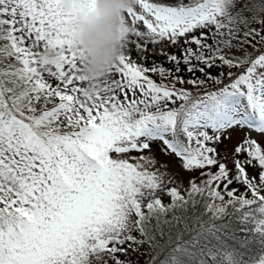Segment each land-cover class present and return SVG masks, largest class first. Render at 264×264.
<instances>
[{"label":"rangeland","instance_id":"1","mask_svg":"<svg viewBox=\"0 0 264 264\" xmlns=\"http://www.w3.org/2000/svg\"><path fill=\"white\" fill-rule=\"evenodd\" d=\"M7 2L14 4L17 9V12L14 10L15 20L11 19L10 24V27L15 29V40L19 37L26 41L27 44L24 45L30 46L28 42L31 36L35 37L32 49L27 53L28 60L26 59V66H31L37 71L32 76L33 81L43 83L41 88L44 90L48 89L46 83H49L60 89V92L64 89L62 82L67 72L74 68L77 73L81 71L96 75L87 81L89 87L98 83L111 84V87L118 88L119 92L115 90L114 96L119 98L116 104L121 109L114 110L112 114L104 113L100 102L93 97V100H87L91 96L87 90L80 92L79 97L67 92L69 98L71 96L67 102L52 103L62 107V116L71 111V108L74 109L73 118L68 120L70 135L74 139L83 141L85 145H94L97 152L106 150L110 153L102 168L87 166L77 151L66 139L57 136L55 130H51L54 133L49 135L42 151L33 150V153L38 152L39 159H34L37 165L32 167L33 158H26L23 154L19 156L20 148L25 146L14 145L13 134L3 133L4 131L0 133V153L13 159L18 167L25 164L30 174L24 186L20 188L22 201L28 207L17 205L18 208L15 209L14 204L9 203V197H4L7 206L2 204L0 214H5L6 209L14 208L12 215L23 209L30 210L35 215L31 225H24L23 233H13L11 229L0 231V264H108L105 254L101 256L103 240L113 235L120 236L119 239L123 240L129 235L134 221L133 209L127 203L124 193L149 196L155 180L160 183V179L161 183H174L183 191L190 182V175L196 176L201 169L203 174L208 172L206 165L201 167L181 162L168 155V148L172 146L165 144L167 127L149 134L155 138V145L154 139L144 135L138 117L146 111V105L144 100L133 101L132 98L143 93L148 84L124 89L120 77L123 72H127L130 62L128 58L124 61L118 58L120 51L130 50L137 56L143 54V59L150 62L166 65L163 69H153V72L144 67V74L138 75L135 81L144 82L146 78L159 81L165 89L177 88L178 97L182 91L184 93L187 90L185 85L180 84L187 82V79L169 77L179 75V72L183 71V63L170 58L171 52L167 55L169 63L164 62L166 57L163 58L161 51L179 52L183 49V59L194 67L196 64L192 57L201 56L205 60L208 57H230L231 53H239L240 50L234 46L237 44L244 56L226 62L219 60L223 68L217 74H210L205 80L207 86L216 89L221 85L218 80L234 77L236 71L242 70L248 62L256 63L259 57L255 58L254 55L261 56L264 53V22L261 31L257 28L242 29L229 21L230 16L238 11L242 13L260 10L262 17L264 0H210L211 5L207 2L203 9H192L191 15L185 18V26L183 22L177 24L168 18L163 20L156 16L145 7L146 0H85L83 7L66 3L65 0ZM6 8L8 9L7 4ZM196 11L199 12L193 15ZM130 28L136 29V32L142 30L143 34L130 36L126 41V36L116 35ZM216 31L218 35L214 37V43H206L201 39V44L198 45L194 40L190 47L195 48L193 53L185 52L183 42L186 36L194 37L200 32L214 34ZM28 32L31 34L26 39L21 38ZM231 35L235 38L232 36L229 41H225ZM116 40H119L117 48H114L117 54L111 59L107 48ZM137 40L147 44L142 45ZM147 40L154 41L153 45H148ZM202 64V70L208 67L207 61H202ZM105 72L111 73L112 77L105 79ZM218 74L221 78H218ZM133 86H137V83ZM6 88L3 78H0V96L6 95ZM128 98H131V104L126 103ZM37 105L40 108L38 103ZM13 106L14 110L23 114H32L35 111L34 105H31L28 111L22 98L16 100ZM89 119H95L96 128L88 135L82 130L89 124ZM41 129L38 127V130ZM192 130L200 138L211 135L219 137V143L213 149L214 155L207 153L208 160L213 164L216 157V161L225 162L226 170L235 172L240 178L237 181L234 175L230 183L223 178L211 182L215 196L221 203L226 197L230 200L234 199L235 195L239 197L245 189H250L249 196L252 199L264 195V166L258 164L264 156V151H254L248 145L239 155L232 154V145L236 141L245 143L242 142L243 138L246 141V138L250 139L254 145L260 142L264 147V118L253 122L239 113L219 127L200 122L198 127ZM52 150L60 169L67 168L69 176L74 179L70 188H65L57 175L53 176L51 173L56 165V161L51 157ZM233 162L237 164L239 172L235 170ZM4 169L6 170V167ZM219 171L221 168L215 172ZM22 173L23 170L17 178ZM199 182L201 179L197 180V183ZM209 211L211 216H216L214 207L209 206ZM94 229L96 236L100 235L99 240L93 236ZM203 229L205 228L201 226L196 231ZM125 251L126 248H123L124 254ZM121 257L123 258V255ZM143 263L141 261V264Z\"/></svg>","mask_w":264,"mask_h":264},{"label":"trees","instance_id":"2","mask_svg":"<svg viewBox=\"0 0 264 264\" xmlns=\"http://www.w3.org/2000/svg\"><path fill=\"white\" fill-rule=\"evenodd\" d=\"M7 1L0 0V78H3L7 87L6 95L0 96V133L4 131L3 133L13 134L14 145L23 144L25 146L20 148L19 156L23 154L26 158H33L32 167L37 165L34 159H39L38 152L33 153V150L42 151L49 135L54 133L51 130H55L57 136L66 139L87 166L102 168L110 153L106 150L97 152L94 145L88 143L85 145L83 141L74 139L70 135L71 127L68 121L73 118L74 109L71 108V111L62 116V107L52 103L67 102L71 98L67 92L79 97L80 92L87 90L91 94L87 100L94 98L103 106L104 113L111 112L112 114L114 110L121 109L116 104L119 98L114 96V91L118 88L111 87V84L98 83H93V86L89 87L87 81L96 75L81 71L77 73L74 68L67 72L62 82L64 87L62 91L59 92L60 89H56L49 83H46L48 89L41 88L43 83L32 80V76L37 71L31 66L29 68L26 66L29 57L27 53L31 51L35 37L31 36L28 42L30 46L24 45L27 44L24 39L18 37L15 40V29L10 27V24L11 19L15 20L17 9L14 4ZM146 1L145 7L153 11L156 16L163 20L168 18L177 24L183 22L184 26L185 18L191 15L192 9H203L207 2L211 5L210 0ZM65 2L75 4L77 7H83L85 4V0H65ZM197 12L199 11L194 12L193 15ZM261 13L260 10L242 13L238 11L230 16L229 21L242 29L261 30L262 22H264V15L261 17ZM30 34L28 32L21 38L26 39ZM141 34H143L142 30L136 32V29L131 28L123 33H116L120 37L121 35L126 36L125 41L130 36L137 37ZM214 34L200 32L194 37L186 36L183 42L185 52L193 53L195 48L190 49V47L194 40L198 45L201 44V39L206 43H214L216 41L214 37L218 35V32ZM232 36L234 35L229 36V39L225 41H229ZM147 41L150 46L154 43L151 40ZM137 42H141L142 45L147 44L141 40ZM118 43L119 40H116L107 48L111 59H114L117 54L114 48H117ZM234 46L240 51L235 55L231 53L230 57L222 56L214 59L208 57L206 60L201 56L192 57V61L196 64L194 67L183 59V49L179 52L161 51L163 58L166 57L164 62L169 63L167 55L171 52L170 58L183 63L181 64L183 71L179 72V75L169 77V79L180 77L187 79V82L180 83L185 85L187 90L184 93L182 91L178 97L177 88L165 89L159 81H150L149 78H146L144 82L135 81L138 75L144 74V67L153 72V69H163L167 67L166 65L150 62L143 59V54L137 56L130 50L129 52L120 51L118 58L121 61L128 58L130 62L127 65L129 67L127 72H123L120 77L124 89L138 87L143 83L148 84L143 93L132 98L133 101L144 100L146 105V111L138 117L142 123L144 135L152 138L149 135L151 132L167 127L166 142L172 146L168 148V155L181 162L185 161V163L197 166L206 165L208 172L203 174L201 169L196 176L190 175L188 178L190 182L186 184L183 191L178 189L179 186L174 183H161L160 179V183L155 180L149 196L124 193L123 195L127 196V203L133 209L134 221L129 235L123 240L117 235L103 240L101 256L105 254L108 264H141V261L144 262L143 264H264V195L261 196L262 198L252 199L249 196L250 189H245L239 197L233 195L235 198L232 200L226 197L221 203L215 196V189L211 186V182L223 178L230 183L229 181L236 174L226 170L225 162L216 161V157L213 159L215 161L213 164L207 158V153L210 156L214 155L213 149L218 145L219 137L211 135L207 138H200L192 130L197 128L200 122L219 127L239 113L244 114L253 122L264 118V53L261 56L260 54L254 55L255 58L259 57L256 63L248 62L242 70L236 71L234 77L218 80L221 85L216 89L205 84L210 74H217L223 68L219 60L226 62L244 56L239 46L237 44ZM215 56L218 55L215 54ZM64 59L65 62L68 61L65 57ZM202 61L208 62V67H204L203 70ZM112 63L114 64V61ZM124 70L117 69V71ZM110 76L112 77L111 73H104L105 79ZM218 78H221L219 74ZM135 82L137 86H133ZM21 98L28 111L31 105L35 106L34 113L23 114L13 109L15 101ZM126 103L131 104V98H128ZM38 127L42 129L38 130ZM95 128V119H89V124L87 123L82 131L89 135ZM152 139L155 145V138ZM246 139L247 141L242 139L245 143L236 141L232 145L233 155H239L246 150L245 147L248 145L254 151H264L260 142L254 145L250 139ZM51 157L56 161L55 169L51 171L52 175H57L64 187L70 188L74 179L72 180L69 176L67 168L60 169L53 150ZM258 164L264 166V156ZM232 165L239 172L237 164L233 162ZM0 166L3 169L6 167V170H0V210L3 206H7L4 197H9V203L14 204L15 209L18 206L28 207L20 196V188L30 176L28 167L25 164L18 167L13 159L3 155L2 152L0 153ZM219 168L221 171L216 173L215 171ZM21 170L23 173L17 178ZM236 178L237 181L240 180L239 177L236 176ZM198 179H201V182L197 183ZM209 206L214 207L216 216L210 215ZM14 208L6 209L5 214H0V231L11 229L13 233L16 231L23 233L24 225L28 223L31 225L34 221L35 215L30 210H17L18 212L12 215ZM201 226L205 229L196 231ZM93 236H96L95 229ZM95 238L99 240L100 235L98 234ZM123 248H126L125 254Z\"/></svg>","mask_w":264,"mask_h":264}]
</instances>
